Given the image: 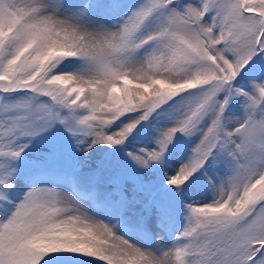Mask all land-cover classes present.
Masks as SVG:
<instances>
[{"label":"snow or ice","instance_id":"6c2138e0","mask_svg":"<svg viewBox=\"0 0 264 264\" xmlns=\"http://www.w3.org/2000/svg\"><path fill=\"white\" fill-rule=\"evenodd\" d=\"M0 264H264V0H0Z\"/></svg>","mask_w":264,"mask_h":264}]
</instances>
